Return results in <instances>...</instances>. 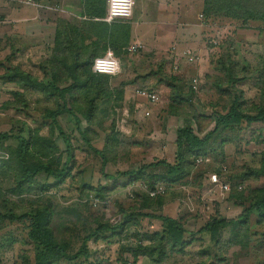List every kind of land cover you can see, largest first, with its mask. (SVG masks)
<instances>
[{
    "label": "rangeland",
    "instance_id": "rangeland-1",
    "mask_svg": "<svg viewBox=\"0 0 264 264\" xmlns=\"http://www.w3.org/2000/svg\"><path fill=\"white\" fill-rule=\"evenodd\" d=\"M23 1L16 2L21 9L26 7L27 22L19 25L18 14L6 27L0 24V36H4L0 38V133L10 132L29 141L26 162L30 168L46 165L54 173L65 169L61 180L40 173L31 183H22L15 158L18 142H3L0 214L45 213L55 241L66 246L69 256L98 226L117 227L115 233L91 237L86 245L88 255L80 258L79 264H137L142 257L136 263L135 255L160 248L154 234L161 232V223L136 216L121 227L126 216L170 218L194 233L214 218L235 219L245 207L264 198L261 124L241 125L215 135L204 155L185 156L189 175L175 183L151 181L166 177L167 169L162 166L147 169L138 180L117 176L157 162L174 164L176 130L190 128L203 138L212 130L215 114L226 113L235 98L243 112L264 104L263 21L248 24L241 18H206L203 0H135V21L140 19L135 17L141 7L139 1H143L141 8L148 22H160L162 7L171 12L166 17L172 25L164 29L173 34L172 41L170 35L150 27L148 34L156 35L151 46L158 53H151L143 43L136 53L120 51L118 59L124 69L109 78V87L125 74V83L129 77L143 82L139 90L153 89L159 101L149 104L150 116L136 123L138 127H130L135 116L132 109L129 127L117 130L112 117L119 107L112 109L110 98L96 101L90 112L87 99L75 94L71 108L85 132V142L67 115L57 118V126L51 122L50 112L61 103L47 93L31 90L21 74L43 84L60 85L66 80L63 69L49 65L56 31L82 28V18L89 15L93 0H32L30 6ZM95 1H101L97 15L106 14L107 0ZM144 29L148 30L147 25ZM90 33L98 35L95 30ZM145 40L150 46L148 38ZM188 49L197 55L196 63L187 64L182 59L181 54ZM194 79L196 92L191 90ZM140 102L138 98L136 103ZM58 127L70 141L69 153ZM93 150L102 152L104 165ZM213 174L227 184L228 191L210 186L208 179ZM26 226L0 223V264H36ZM161 246L162 252L171 254L159 264H264V210L253 211L246 224L221 230L217 240L209 234L196 235L182 253H172L167 244ZM155 252L152 258L157 257L158 250Z\"/></svg>",
    "mask_w": 264,
    "mask_h": 264
},
{
    "label": "trees",
    "instance_id": "trees-1",
    "mask_svg": "<svg viewBox=\"0 0 264 264\" xmlns=\"http://www.w3.org/2000/svg\"><path fill=\"white\" fill-rule=\"evenodd\" d=\"M100 7L101 1L96 2L93 0V5L89 9V15L87 16L88 18H86L87 20L82 21V28H78L77 30L70 28V31H64V28L60 31L58 28L56 31L53 42V55L49 60V65H54L58 70L63 69L66 75L65 81H62L60 85H57L56 82H54V84H43L42 82L33 80V78L28 75L21 74V77H24L26 82L29 83V88L31 90L34 89L39 90L42 93H47L50 97L57 98L61 103V107L50 112L48 118L51 122L57 126V118L61 115H67L72 120L74 128L82 136L85 142H88L85 138V132L81 131L80 120L71 108L76 102L75 100L72 104L74 95L77 94L79 97L83 96V98L87 99L90 112L95 109V102L100 99L110 98L116 102L114 97L119 96L120 92L118 89L112 90L109 87L108 80L111 77L95 74L92 72L91 67L93 60L96 57L103 56L108 48L115 54H119L121 49L125 47L124 42L128 37L129 30V28L125 26L114 24L107 25L99 21L96 22L95 19L103 18L105 14L100 13V15H97ZM202 12L206 18L213 16L225 17L232 20H239V18H241L248 21V24L251 21L264 22V0H203ZM93 30L98 31V35H92L90 32ZM71 35H74L76 39L73 40ZM87 94L89 96H87ZM235 99L226 113L215 114L213 118V128L203 138L196 136L190 128H180L176 130V157L174 164L157 162L141 166L135 171L117 174V176L126 177L128 181L138 180L143 176L147 169L162 166L167 169L166 177H153L151 178V181L175 183L177 180L187 177L190 172V166L187 159H185V156L204 155L209 142L212 141V138L215 135L241 125H264V104L253 106L250 112H243L237 104L238 101ZM114 104L116 105V103ZM58 132L66 146V152L69 153L71 145L68 137L65 136L60 127H58ZM10 139H15L18 142L15 158L16 166L20 174V181L22 183H31L40 173H45L48 176L53 177L55 180H61L63 178L65 168L59 173H54L46 165L30 168L26 162L29 141L19 135H14L10 132L0 133V146L3 142ZM93 152L102 159V164L104 165L105 162L103 161L102 152L97 150H93ZM261 169L262 172H264V158ZM104 177L112 181L116 180L115 177H110L108 175H104ZM241 205L245 207V205ZM259 209L264 210V198L256 200L249 207H245L242 214L235 219L214 218L194 233H188L181 227L179 222L174 219L148 216L146 214H130L123 219L120 226H124L130 219L136 216L142 218L152 217L155 220H158L161 223V232L154 234L160 247L157 248V257L152 258L153 252L156 253L155 251H157L152 248L150 251L138 253L140 255H135L134 259L137 263L140 257H147L148 259H152L154 263L159 264L162 260L166 259L167 254H171H165L162 252L164 249L161 246L162 244H167L169 250L173 251L172 253H174L175 250H178V253H182L184 249L192 243L196 235L209 234L213 240H217L218 234L221 230L246 224L249 215L252 214L253 211ZM4 221H7L10 224L27 223V241L34 247L36 264H79L81 261L80 258H86L88 255V248L86 245L91 237H95L102 232L115 233L117 229V227H110L107 225L98 226L89 234V236L84 238L82 245L77 252L74 255L69 256L67 254L66 246L58 244L55 241L52 231L48 226L45 213L38 211L23 213L19 216L0 214V223ZM185 235H187V238H185Z\"/></svg>",
    "mask_w": 264,
    "mask_h": 264
},
{
    "label": "crops",
    "instance_id": "crops-1",
    "mask_svg": "<svg viewBox=\"0 0 264 264\" xmlns=\"http://www.w3.org/2000/svg\"><path fill=\"white\" fill-rule=\"evenodd\" d=\"M16 1L17 0H0V24H3V27H6V25L8 23H11V21L12 22L16 21V19L18 18V14H19V20L20 21H18V20L17 21H18L19 25L23 24V22L24 23L27 22L28 19L26 18L25 11L23 10L26 7L23 6V9H21V6L18 5ZM22 3L26 6L31 5L30 4L31 2L28 3V0H24ZM140 3H141V7H142L143 1H139V4ZM141 7L135 16V17L140 16V19H138L137 21L134 20V18H133L134 16L132 15L131 18L128 19L130 21L124 20V21L118 22V20H117V22L114 21L111 23L114 25H120V26H125V27L129 28L128 37L125 39V42H124L125 47L121 49V51H123L124 53H125L126 49L131 44H134V43L145 44L147 46L148 50L151 51V53L154 50L156 51V49L153 46H151L152 45L151 42L155 41L156 35H155V33L152 35L148 34L150 27H154V30L156 28L160 34L170 35V37H171L170 43L172 41V35L173 34H171V32L169 30L164 29V27L166 28L167 26L172 25L169 22L168 17H166L167 14H171V12H168V9H166L165 7H162L159 9V16H158L160 22L156 23L155 21H152V20H150L148 22L146 20V12ZM83 17H84V18H82L83 20H87L86 19L87 17H85V16H83ZM101 19H95V20L97 22ZM99 22H101V21H99ZM101 23H103V22H101ZM111 24H107V25H111ZM49 25L53 26L52 23H50ZM145 25H147V28H148L147 31L144 29ZM54 31H55V29H54ZM0 33L3 34L2 30H0ZM1 36H3V35H1ZM1 36H0V38H2ZM145 36L148 38L149 42L151 41L150 46L146 44L145 39H147V38H145ZM1 41L2 40H0V42ZM4 41H5V39H4ZM52 46H53V44H52ZM107 50H111V49L108 48ZM181 56H182V54H181ZM115 57L118 58L119 54H115ZM174 65L177 66L176 63ZM120 66L123 67V69H124V65L121 64V62H120ZM124 77L126 78L127 76H125V74H123V75H121V77H119L117 80H115L116 82L112 85V88H111L112 90L118 89L120 92L119 96L114 97V100H116V102H114L113 99L111 100L114 103H116V105L113 103L114 106L112 109H114V107H119L118 110H115L116 115H114V117H112L114 119L115 128L117 130L118 129L119 130H125L124 128H127L126 126L128 125L127 123L129 121V118L131 115L130 111L132 109H134L133 111H134L135 116H134L133 122H132L133 125L130 126L131 128L133 127L135 129V127H138V124L141 123V121L142 122L145 121L150 116L148 106H149V104L151 105V103H148L145 99L138 97L137 93H136L140 89V87L143 85V82H140L139 80L136 81V80H134L135 78L129 77V82L125 83L126 80H124ZM121 82H123L125 84H121ZM150 91L156 93L153 89L152 90L150 89ZM138 98H141L143 102H140L137 104L136 101ZM111 111L113 112V110H111ZM145 113H149V116L145 117L144 116ZM136 123H138V124H136ZM128 127H129V125H128ZM137 264H152V262H150L148 258L142 257Z\"/></svg>",
    "mask_w": 264,
    "mask_h": 264
},
{
    "label": "built area",
    "instance_id": "built-area-1",
    "mask_svg": "<svg viewBox=\"0 0 264 264\" xmlns=\"http://www.w3.org/2000/svg\"><path fill=\"white\" fill-rule=\"evenodd\" d=\"M30 1L31 0H28V3ZM106 3H107L106 14L99 21L106 23V24H111L112 22L117 21V20H128L131 18L133 9H132L131 15H129L128 14V0H107ZM141 49H142V46L140 43H134L126 49V52H128L129 54H133V53L138 52ZM108 51L109 50H107L105 52V54L103 56H101L100 58H102L104 60L110 59L107 56ZM182 58L184 59V61L187 64L196 63V61L198 59L197 55L191 50H185L182 53ZM176 68H177V66L174 65V69H176ZM91 70L95 74L104 75V76H108V77H115L120 73L119 72L116 75L107 74V73H112L114 70V66L111 63H102L99 66V71L95 70L93 68V64H92ZM102 73H104V74H102ZM191 90L194 92L197 91V81L195 79L192 80V82H191ZM136 93H137L138 97L145 99L148 103L155 104L159 101L158 95L152 91L138 90ZM144 116L145 117L149 116V113H145ZM208 182L213 189H216L219 191H228L229 190L227 184L221 183L217 179V176L214 174L209 176Z\"/></svg>",
    "mask_w": 264,
    "mask_h": 264
},
{
    "label": "clouds",
    "instance_id": "clouds-1",
    "mask_svg": "<svg viewBox=\"0 0 264 264\" xmlns=\"http://www.w3.org/2000/svg\"><path fill=\"white\" fill-rule=\"evenodd\" d=\"M135 0H128V14L131 15L132 9L134 8ZM107 56L110 58L108 60H104L100 57H96L93 61V68L97 71H99V66L102 63H111L114 66V70L112 73H107L111 75H116L119 72H121L123 69L120 66L119 59L115 57V53L111 50L108 51ZM104 74V73H102Z\"/></svg>",
    "mask_w": 264,
    "mask_h": 264
}]
</instances>
